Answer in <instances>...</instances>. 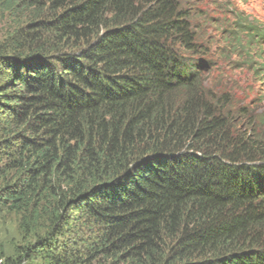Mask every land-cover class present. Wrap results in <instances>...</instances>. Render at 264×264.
<instances>
[{
    "label": "trees",
    "instance_id": "trees-1",
    "mask_svg": "<svg viewBox=\"0 0 264 264\" xmlns=\"http://www.w3.org/2000/svg\"><path fill=\"white\" fill-rule=\"evenodd\" d=\"M190 1L0 0V264H264V132Z\"/></svg>",
    "mask_w": 264,
    "mask_h": 264
},
{
    "label": "rangeland",
    "instance_id": "rangeland-1",
    "mask_svg": "<svg viewBox=\"0 0 264 264\" xmlns=\"http://www.w3.org/2000/svg\"><path fill=\"white\" fill-rule=\"evenodd\" d=\"M188 7L204 37V62L211 63L202 71L207 92L217 97L228 93L226 113L235 120L234 132H249V119L264 132V0H192ZM4 28L0 20V41ZM15 218L0 216V240L12 250L25 243ZM79 234L88 236L84 229Z\"/></svg>",
    "mask_w": 264,
    "mask_h": 264
}]
</instances>
